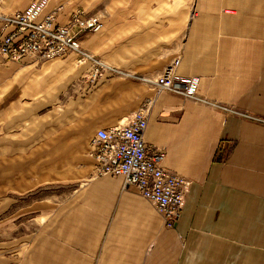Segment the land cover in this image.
Masks as SVG:
<instances>
[{"label": "crops", "instance_id": "crops-1", "mask_svg": "<svg viewBox=\"0 0 264 264\" xmlns=\"http://www.w3.org/2000/svg\"><path fill=\"white\" fill-rule=\"evenodd\" d=\"M31 1L0 0V15ZM108 2L88 15L99 31L72 33L124 76L90 85L74 54L0 55V264H264V124L225 110L264 119V0ZM97 3L50 0L41 16L61 6L67 25ZM178 57L176 75L199 79L195 100L156 93ZM140 109L148 153L190 182L171 229L120 177L92 173L88 139Z\"/></svg>", "mask_w": 264, "mask_h": 264}, {"label": "built area", "instance_id": "built-area-1", "mask_svg": "<svg viewBox=\"0 0 264 264\" xmlns=\"http://www.w3.org/2000/svg\"><path fill=\"white\" fill-rule=\"evenodd\" d=\"M49 2L34 0L23 12L0 15L1 56L17 61L25 58L53 60L74 54L79 66L89 64L90 84H94L105 72L126 75L82 49L76 35L72 33L73 29L77 32L99 31L102 24L97 18L83 17L77 11L67 25H55L61 6L40 18ZM179 65V57L168 63L154 81L156 93L170 92L184 99L195 100L199 79L178 77L176 70ZM225 110L228 114L264 124V119L249 113L234 108ZM146 128L147 117L144 110L140 109L124 125L97 130L90 140L89 155L95 161L92 173L94 177H120L122 189H133L138 196L153 205L165 227L171 229L180 218L190 182L163 167V152L148 153L144 142Z\"/></svg>", "mask_w": 264, "mask_h": 264}, {"label": "rangeland", "instance_id": "rangeland-1", "mask_svg": "<svg viewBox=\"0 0 264 264\" xmlns=\"http://www.w3.org/2000/svg\"><path fill=\"white\" fill-rule=\"evenodd\" d=\"M32 1H34V0H32ZM31 1V2H32ZM98 1V3H97V5L95 6V7H92V6H89V7H86V8H84V10L83 11H78V12H80L81 14H82V16L83 17H95V16H88V15H93V14H98V13H103V14H107L108 13V11H107V7H108V4H107V2L109 1V0H96V2ZM31 2H30V4H31ZM109 3V2H108ZM29 4V5H30ZM28 5V6H29ZM46 9V8H45ZM44 9V10H45ZM43 10V11H44ZM24 11V10H23ZM23 11H20V12H23ZM42 11V12H43ZM196 10L194 9V5H191V8H190V17H192V16H194L195 15V13H197V12H195ZM61 12V11H60ZM59 12V13H60ZM77 12V11H76ZM75 12V13H76ZM114 12V10H111L110 11V13H113ZM15 13H19V12H15ZM15 13H12V14H15ZM48 13H50V11L48 12ZM47 13V14H48ZM59 13H58V15H59ZM42 14V13H41ZM41 14H40V18H43L45 15H47V14H45L44 16H41ZM74 14V13H73ZM73 14H71V15H73ZM1 15H3V14H1ZM71 15H70V17H69V19L71 18ZM58 17V16H57ZM95 18H97V17H95ZM98 19V18H97ZM99 20V19H98ZM56 21H57V18H56ZM56 21H55V25H56ZM100 21V20H99ZM101 22V21H100ZM102 24V23H101ZM59 26H65V25H59ZM84 31H90V30H84ZM82 32V31H81ZM93 32V31H92ZM97 32V31H96ZM78 40V39H77ZM79 42V41H78ZM83 49V48H82ZM85 50V49H84ZM87 51V50H86ZM87 52H89V51H87ZM89 53H91V52H89ZM91 54H93V53H91ZM71 55V54H70ZM70 55H68V56H70ZM94 55V54H93ZM95 57H96V55H94ZM67 57V56H66ZM66 57H64V58H59V59H53V60H36V59H33V58H25V59H31L32 61H36V62H40V61H58V60H64V59H66ZM97 58V57H96ZM25 59H23V60H17V61H14V60H11V59H9L8 57H7V60H9V61H14V62H18V63H21L22 61H24ZM98 59V58H97ZM74 62L76 63V60H75V57H74ZM77 64V63H76ZM78 65V64H77ZM91 85V84H90ZM155 87V86H154ZM235 109V108H234ZM238 110V109H237ZM239 111H241V110H239ZM250 114V113H249ZM250 115H252V116H255V115H253V114H250ZM255 117H257V116H255ZM257 118H259V117H257ZM259 119H262V118H259ZM252 121V120H251ZM256 122V121H255ZM94 135V134H93ZM92 135V136H93ZM91 136V137H92ZM91 137L88 139V141H87V147H88V154H89V151H90V140H91ZM87 154V155H88Z\"/></svg>", "mask_w": 264, "mask_h": 264}]
</instances>
